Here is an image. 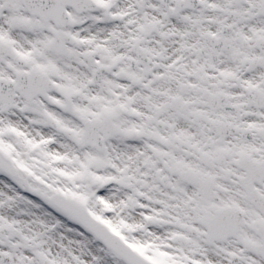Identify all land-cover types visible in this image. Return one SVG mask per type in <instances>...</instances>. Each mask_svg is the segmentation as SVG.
Returning a JSON list of instances; mask_svg holds the SVG:
<instances>
[{
    "label": "snow or ice",
    "instance_id": "obj_1",
    "mask_svg": "<svg viewBox=\"0 0 264 264\" xmlns=\"http://www.w3.org/2000/svg\"><path fill=\"white\" fill-rule=\"evenodd\" d=\"M0 264H264V0H0Z\"/></svg>",
    "mask_w": 264,
    "mask_h": 264
}]
</instances>
